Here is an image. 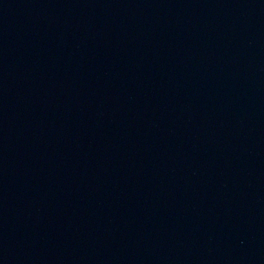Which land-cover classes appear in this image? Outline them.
Here are the masks:
<instances>
[{
	"label": "water",
	"instance_id": "water-1",
	"mask_svg": "<svg viewBox=\"0 0 264 264\" xmlns=\"http://www.w3.org/2000/svg\"><path fill=\"white\" fill-rule=\"evenodd\" d=\"M196 190L264 191V0H0V230Z\"/></svg>",
	"mask_w": 264,
	"mask_h": 264
}]
</instances>
